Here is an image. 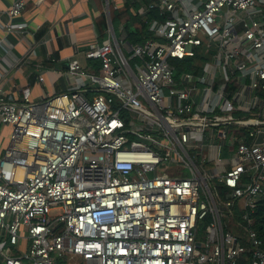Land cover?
<instances>
[{"label":"built area","instance_id":"built-area-1","mask_svg":"<svg viewBox=\"0 0 264 264\" xmlns=\"http://www.w3.org/2000/svg\"><path fill=\"white\" fill-rule=\"evenodd\" d=\"M27 1L7 10L0 48L24 37ZM151 8L149 37L109 26L85 53L98 71L72 57L69 92L16 99L0 81V264H264V0H157L145 19ZM223 152L212 171L195 159Z\"/></svg>","mask_w":264,"mask_h":264},{"label":"crops","instance_id":"crops-1","mask_svg":"<svg viewBox=\"0 0 264 264\" xmlns=\"http://www.w3.org/2000/svg\"><path fill=\"white\" fill-rule=\"evenodd\" d=\"M13 1L0 0V25L12 21L7 10ZM108 1L107 9L106 0L27 1L17 18V21L27 23L25 30L20 32L24 33V37L11 34L4 43L5 47L0 48V81L7 80L16 99L22 98L20 88L27 85L31 86V98L35 101L73 90L80 78L73 77L69 72V61L78 56L84 67H93L85 53L107 41L110 26L108 16L113 24V16L130 6L133 14L146 17L148 4L144 0ZM102 16L107 28L100 25ZM124 25L122 20L116 27L113 24L118 36L127 33ZM4 33L7 32L0 27V39ZM40 74L44 76L43 80H39ZM0 128L2 153L9 144L11 127L1 125ZM25 244L26 241L22 240L17 253L25 248Z\"/></svg>","mask_w":264,"mask_h":264},{"label":"trees","instance_id":"trees-1","mask_svg":"<svg viewBox=\"0 0 264 264\" xmlns=\"http://www.w3.org/2000/svg\"><path fill=\"white\" fill-rule=\"evenodd\" d=\"M148 6L157 0H144ZM147 19L141 17L139 14H133L130 11V6L118 15L113 16V24L116 27L120 20L125 22V28L128 33V39L130 43L134 44L138 41H143L146 37L151 35V32L148 29L149 23L158 16V9L151 8L147 13ZM103 24V25H102ZM101 27L107 28V23L105 21V17L101 18ZM92 66L98 71L101 62L98 59H91ZM221 190L226 189L225 186L220 187ZM253 217L255 219V227L258 231L259 236L264 240V193L259 197L256 202L255 210L253 212Z\"/></svg>","mask_w":264,"mask_h":264},{"label":"rangeland","instance_id":"rangeland-1","mask_svg":"<svg viewBox=\"0 0 264 264\" xmlns=\"http://www.w3.org/2000/svg\"><path fill=\"white\" fill-rule=\"evenodd\" d=\"M125 52H126V49L124 48ZM128 55V54H127ZM1 126V125H0ZM0 133H1V128H0ZM10 133H11V129H10ZM192 153H196V151H192ZM202 158L203 156L202 155H196L195 156V159L203 164L204 166V169H207V170H211V169H214L220 165H222L224 163V152L222 153L221 157L220 158H212L210 157V155L208 154V159L209 160L208 162H203L202 161ZM180 166L178 165H173V166H169L168 168H166V172L168 173H171V174H175L177 172V170H179ZM241 204H242V200H239L238 201V209H240L241 207ZM62 212V209L61 208H55L51 211V214L52 215H58ZM237 213V216H238V211H236ZM223 220L227 223V227L229 228H232V226L234 224L237 223L238 221V217H231L230 219L228 217H224ZM240 220V219H239ZM205 226H206V222L202 221L200 222V226H199V230H198V240H200L202 243H205L207 241V237H206V229H205ZM233 229V228H232ZM18 251V247L17 246H14L13 248L12 247H7L4 252L6 254H10V255H14L16 254ZM75 260H80L79 258H69V259H66V260H62V261H59L58 263H66V264H73Z\"/></svg>","mask_w":264,"mask_h":264},{"label":"water","instance_id":"water-1","mask_svg":"<svg viewBox=\"0 0 264 264\" xmlns=\"http://www.w3.org/2000/svg\"><path fill=\"white\" fill-rule=\"evenodd\" d=\"M109 14V13H108ZM109 17V24H110V26H112L113 27V24H112V20H111V17H110V15L108 16Z\"/></svg>","mask_w":264,"mask_h":264}]
</instances>
